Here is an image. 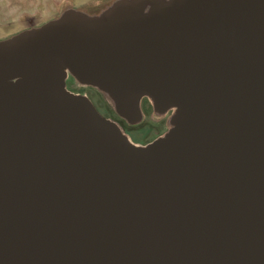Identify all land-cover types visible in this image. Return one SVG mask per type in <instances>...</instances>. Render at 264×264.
Returning a JSON list of instances; mask_svg holds the SVG:
<instances>
[{"label": "water", "instance_id": "obj_1", "mask_svg": "<svg viewBox=\"0 0 264 264\" xmlns=\"http://www.w3.org/2000/svg\"><path fill=\"white\" fill-rule=\"evenodd\" d=\"M70 77L167 129L133 143ZM0 264H264V0H113L1 39Z\"/></svg>", "mask_w": 264, "mask_h": 264}, {"label": "rangeland", "instance_id": "obj_2", "mask_svg": "<svg viewBox=\"0 0 264 264\" xmlns=\"http://www.w3.org/2000/svg\"><path fill=\"white\" fill-rule=\"evenodd\" d=\"M85 1L87 0H76L73 4L69 2L57 4L53 0H0V39L9 37L21 30L39 26L50 19L58 17L67 8H75L88 14H93L113 0H99L91 5L85 4ZM67 81L66 85L70 91L77 93L76 91L82 90L81 94L91 97L99 105L106 117L119 122L120 118L100 92L91 87L79 89L77 88L78 85L70 84V81ZM89 88L92 89V92H89L91 90ZM141 112L143 115L142 121L130 127L135 131L134 135L137 139L150 141L167 129L168 116L157 117L153 112L152 105L146 99L141 102ZM124 123L127 125L125 121Z\"/></svg>", "mask_w": 264, "mask_h": 264}, {"label": "flooded vegetation", "instance_id": "obj_3", "mask_svg": "<svg viewBox=\"0 0 264 264\" xmlns=\"http://www.w3.org/2000/svg\"><path fill=\"white\" fill-rule=\"evenodd\" d=\"M16 34V33H15ZM14 35V34H13ZM12 36V35H11ZM10 37V36H9ZM7 37H4L2 39H5ZM1 40V39H0ZM77 88H88V87H81V86H77ZM91 89V88H89ZM77 93H81L83 92L82 90L80 91H76ZM89 92H92V89L89 90ZM85 95V94H84ZM87 96V95H86ZM92 102L93 104L95 105V107L97 108V110L105 116V114L103 113L102 109L99 107V105L89 96H87ZM169 115V113L167 115H165L164 117H167ZM112 119V118H110ZM113 120V119H112ZM115 121V120H113ZM116 122V121H115ZM119 126H121L122 130L129 136L130 140L135 143V144H140V145H143V144H146L148 143L149 141H146V139H137L134 135L135 131L133 129H131L130 127L132 125H129V124H125L123 120L119 119V122H116ZM151 141V140H150Z\"/></svg>", "mask_w": 264, "mask_h": 264}, {"label": "crops", "instance_id": "obj_4", "mask_svg": "<svg viewBox=\"0 0 264 264\" xmlns=\"http://www.w3.org/2000/svg\"><path fill=\"white\" fill-rule=\"evenodd\" d=\"M53 1H56L57 4H58V3L63 4V3H65V2H69L70 4H73L74 1H76V0H53ZM97 1H99V0H87V1H85L84 3H85V4H90V5H91L92 3L97 2ZM69 6H70V5H69Z\"/></svg>", "mask_w": 264, "mask_h": 264}, {"label": "trees", "instance_id": "obj_5", "mask_svg": "<svg viewBox=\"0 0 264 264\" xmlns=\"http://www.w3.org/2000/svg\"><path fill=\"white\" fill-rule=\"evenodd\" d=\"M110 3H111V2H110ZM108 4H109V3H108ZM108 4H107V5H108ZM107 5H106V6H107ZM106 6H105V7H106ZM105 7H104V8H105ZM102 9H103V8H102ZM102 9H101V10H102ZM101 10H97V11L94 12V13H98V12L101 11ZM94 13H93V14H94ZM68 80L70 81V84H75V85H77V83L73 80V78L70 77ZM67 82H68V81H67ZM68 83H69V82H68Z\"/></svg>", "mask_w": 264, "mask_h": 264}]
</instances>
